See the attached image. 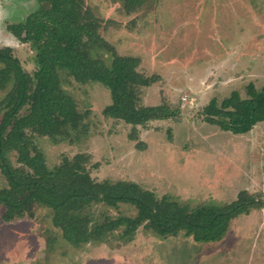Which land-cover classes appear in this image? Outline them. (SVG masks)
<instances>
[{
    "label": "rangeland",
    "instance_id": "374dc122",
    "mask_svg": "<svg viewBox=\"0 0 264 264\" xmlns=\"http://www.w3.org/2000/svg\"><path fill=\"white\" fill-rule=\"evenodd\" d=\"M75 7L117 56L138 59L137 71L155 78L141 90V104L167 105L177 116L137 127L131 140L130 125L103 116L111 104L106 88L60 72L61 89L82 120L64 137L32 136L46 166L83 155L82 166L95 181L134 182L158 198L168 195L193 207L228 204L246 191L263 207L233 219L214 243L183 233L160 238L141 226L124 244L123 226L105 238L107 244L77 249L53 226L48 209L4 223L0 206V264H264V122L233 135L203 120L210 101L220 103L234 91L246 99L250 84L264 88V0H147L132 9L122 0H0V49H9L32 76L34 52L18 25L39 12L69 16ZM93 55L107 67L113 61L100 48ZM9 89H0V101ZM9 159L20 166L14 153ZM6 186L0 172V191ZM88 213L102 222L136 212L128 205H96Z\"/></svg>",
    "mask_w": 264,
    "mask_h": 264
},
{
    "label": "trees",
    "instance_id": "16d2710c",
    "mask_svg": "<svg viewBox=\"0 0 264 264\" xmlns=\"http://www.w3.org/2000/svg\"><path fill=\"white\" fill-rule=\"evenodd\" d=\"M35 1L41 5L42 0ZM122 1L132 9L147 0ZM78 8L63 17L39 12L18 25L17 31L34 52L36 70L32 76L24 72L9 49H0V89L10 85L0 101V172L7 185L0 191L2 221L31 219L37 208L48 209L53 226L77 249L90 243L107 244L105 238L123 226L128 238L124 244L141 226L160 238L183 233L195 242L221 241L233 219L263 207L246 191L239 192L228 204L200 203L193 207L168 195L158 198L134 182L95 181L82 166L87 160L83 155L63 159L52 169L46 166L32 136L64 137L82 120L73 99L61 89L60 72L79 84L98 83L106 88L111 104L103 116L130 125L131 140L137 127L177 116L167 105L141 104V90L151 86L155 78L137 71L138 59L117 56L97 34L96 24ZM96 48L112 55L109 67L93 55ZM203 116L204 122L223 132L247 134L264 122V88L257 91L250 84L246 99L234 91L220 103L212 100L204 107ZM11 153L16 155L19 167L10 163ZM96 205L114 209L128 205L136 213L132 218L98 222L88 213Z\"/></svg>",
    "mask_w": 264,
    "mask_h": 264
}]
</instances>
